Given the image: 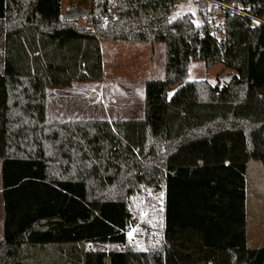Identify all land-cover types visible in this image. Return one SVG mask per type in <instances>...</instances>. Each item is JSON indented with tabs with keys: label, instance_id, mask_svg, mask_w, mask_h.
Segmentation results:
<instances>
[{
	"label": "trees",
	"instance_id": "trees-1",
	"mask_svg": "<svg viewBox=\"0 0 264 264\" xmlns=\"http://www.w3.org/2000/svg\"><path fill=\"white\" fill-rule=\"evenodd\" d=\"M62 1L0 0V264H264L245 180L264 168V0H210L248 9L219 24L207 0L199 23L170 18L180 0H88L104 9L90 27L64 20ZM109 41L164 45L144 118L48 120V89L101 81ZM198 59L234 71L231 84L189 81ZM144 189L165 192L166 228L161 248L138 251L128 233Z\"/></svg>",
	"mask_w": 264,
	"mask_h": 264
},
{
	"label": "rangeland",
	"instance_id": "rangeland-1",
	"mask_svg": "<svg viewBox=\"0 0 264 264\" xmlns=\"http://www.w3.org/2000/svg\"><path fill=\"white\" fill-rule=\"evenodd\" d=\"M73 8H78L90 15L83 16L78 20L83 26L90 27L92 25V3L88 0H63L61 5V14L64 17ZM187 13L194 15L197 23L200 22L199 5L197 0H180L176 8L171 12L170 18L177 19ZM218 18V24L221 22ZM221 37V33H219ZM147 47H150L147 45ZM153 52V57H149V67L153 69L148 75L147 80L164 78V45L158 44ZM234 71L225 69L222 63H217L213 67L208 68L202 60H194L189 67V81H207L211 85L224 84L223 79L234 75ZM85 85H98L94 82H81L76 85L77 88L71 90H63L60 88H50L47 92V116L49 120H67V121H86V120H106V110L101 105V101H86L82 96L80 87ZM145 87L136 89L138 101L134 103L133 108L126 106L119 111L116 119L121 120H139L144 118V101ZM174 90L169 92V97L174 95ZM125 101H118L122 103ZM258 170L253 166L254 174L252 175L253 184L258 192L264 195V168L259 164ZM0 185H1V166H0ZM164 205L165 192H156L153 189H144L133 199L132 212L135 218V225L128 233V247L138 251H148L161 248L164 230ZM264 218V217H263ZM258 231L264 234V219H259ZM263 226H262V225ZM131 234V235H129ZM261 238H259V243ZM116 246H108L107 249H116Z\"/></svg>",
	"mask_w": 264,
	"mask_h": 264
},
{
	"label": "crops",
	"instance_id": "crops-1",
	"mask_svg": "<svg viewBox=\"0 0 264 264\" xmlns=\"http://www.w3.org/2000/svg\"><path fill=\"white\" fill-rule=\"evenodd\" d=\"M80 24V23H79ZM82 25V24H81ZM150 46V45H149ZM157 46V45H156ZM155 47H147L146 44H124L117 42H106L102 45L103 56V69L104 77L101 81H97L98 85H85L80 87L82 90V96L86 101H101V105L106 110V120L113 122L116 120V115L122 110L121 107L133 108L134 103L131 101H138L136 95V89L143 90L145 87L147 77L152 73L153 69L149 67V57ZM151 55V57H153ZM81 83V82H79ZM75 83L70 88H60L65 90H71L77 88ZM145 89V88H144ZM125 101L122 103H117ZM142 105L145 106V100ZM48 118V116H47ZM49 120V119H48ZM60 121V120H50ZM67 121V120H63ZM93 121V120H86ZM1 166V165H0ZM258 170L257 165L250 164L248 174L245 175L247 183V197H246V215H247V233H248V245L264 246V234H260L259 219H264V195L258 192L257 188L253 184L252 175L254 169ZM165 214V211H164ZM3 222H4V202L2 194V183L0 185V238L3 235ZM262 225V224H261ZM263 226V225H262ZM166 228V218L164 219V231ZM183 234L189 235L185 232ZM198 234V232H197ZM190 236V235H189ZM203 236V235H201ZM259 238L261 242L259 243ZM187 244L193 245L195 241L192 238L184 240ZM42 259H36L32 264H41Z\"/></svg>",
	"mask_w": 264,
	"mask_h": 264
},
{
	"label": "built area",
	"instance_id": "built-area-1",
	"mask_svg": "<svg viewBox=\"0 0 264 264\" xmlns=\"http://www.w3.org/2000/svg\"><path fill=\"white\" fill-rule=\"evenodd\" d=\"M207 2L210 5H213V7L215 8V10L212 12L211 11H209V13L206 12V14L208 15L210 20L214 19L217 21L218 18L219 17L222 18L226 14V12H229L232 16H235V15L249 16L246 12L248 9L243 4H240V3H218V2H213L210 0H207ZM92 7H93V4H92ZM111 15H112L111 12L108 14H105L102 18L103 23H107L110 20ZM250 18L252 21L251 27L253 29L262 23V20L259 18H256L253 16H250Z\"/></svg>",
	"mask_w": 264,
	"mask_h": 264
},
{
	"label": "water",
	"instance_id": "water-1",
	"mask_svg": "<svg viewBox=\"0 0 264 264\" xmlns=\"http://www.w3.org/2000/svg\"><path fill=\"white\" fill-rule=\"evenodd\" d=\"M104 12V9L102 7L97 8L96 10L92 11V16L94 17H98L100 15H102ZM90 15L89 12H84L78 8H73L69 13H67L63 19L66 21H78L80 18H82L83 16H88ZM234 78V75H231L229 77H225L223 79V83L226 85H230L232 80Z\"/></svg>",
	"mask_w": 264,
	"mask_h": 264
},
{
	"label": "snow or ice",
	"instance_id": "snow-or-ice-1",
	"mask_svg": "<svg viewBox=\"0 0 264 264\" xmlns=\"http://www.w3.org/2000/svg\"><path fill=\"white\" fill-rule=\"evenodd\" d=\"M197 26H199V25H197ZM129 235H131V234H129Z\"/></svg>",
	"mask_w": 264,
	"mask_h": 264
}]
</instances>
